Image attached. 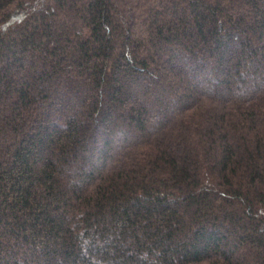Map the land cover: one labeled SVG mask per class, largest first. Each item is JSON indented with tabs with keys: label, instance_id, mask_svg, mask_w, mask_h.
<instances>
[{
	"label": "trees",
	"instance_id": "obj_1",
	"mask_svg": "<svg viewBox=\"0 0 264 264\" xmlns=\"http://www.w3.org/2000/svg\"><path fill=\"white\" fill-rule=\"evenodd\" d=\"M0 264H264V0H0Z\"/></svg>",
	"mask_w": 264,
	"mask_h": 264
}]
</instances>
